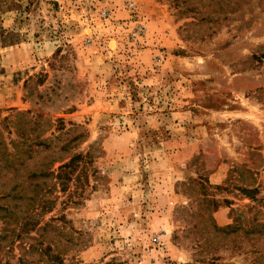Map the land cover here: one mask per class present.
<instances>
[{
  "label": "rangeland",
  "instance_id": "1",
  "mask_svg": "<svg viewBox=\"0 0 264 264\" xmlns=\"http://www.w3.org/2000/svg\"><path fill=\"white\" fill-rule=\"evenodd\" d=\"M0 154L22 264H264V0H0Z\"/></svg>",
  "mask_w": 264,
  "mask_h": 264
},
{
  "label": "trees",
  "instance_id": "2",
  "mask_svg": "<svg viewBox=\"0 0 264 264\" xmlns=\"http://www.w3.org/2000/svg\"><path fill=\"white\" fill-rule=\"evenodd\" d=\"M29 113V112H28ZM20 116H25L23 114H19ZM38 117H41V115H38ZM26 125H28V131L21 133V136L23 139L26 141L32 140L30 137H32V130L34 126H37V118L33 117H27L26 118ZM37 139V135H34V140ZM50 141V139L46 140H40L36 142L38 145H44L45 143ZM36 144V145H37ZM45 146V145H44ZM29 150L31 146L28 147ZM1 155V154H0ZM15 158V155L13 156ZM79 156L75 155L69 159L68 162H63V161H58L57 163L60 164V166L57 168V173L56 175L54 174L55 180L60 179L61 175L70 172L74 167H76L77 164V159ZM13 159L12 161H9L8 165H11V168H13V171L18 173L19 169L15 166ZM56 163L53 162L52 165ZM6 166V163H4ZM51 165V166H52ZM21 168H23L25 165L21 162L19 164ZM45 166H42L38 168L37 170H27L26 173L23 172L20 174L19 179L21 181H15L13 188H12V194H7L6 196L2 195L3 198H8V196L12 197L14 199L13 201H22L25 199V208L21 212H16V207L17 205H14L13 207L9 205H1L0 206V212H2L1 219L4 222V233L0 235V242H4L3 247H7L9 249H13L15 246L16 242H19L20 245L18 247L22 249V252L19 257H17L16 263L15 264H22L24 262V255L25 254H32L33 252L39 251L40 253H47L46 258L50 261H56L59 259V257L56 254H53V251L51 249L50 244H46L44 248L42 247V241H44V236L42 234H38L39 227H38V221H34V216L37 215L35 214V211H37L39 208L45 209L47 207V203L44 201H36L37 198V192L35 191L36 185L33 180L41 177H46V176H52L53 172H50L51 167L45 171ZM2 158L0 156V169H2ZM16 176V175H15ZM26 182L27 185H29L30 195L27 197L25 196L24 190L27 188L26 187ZM25 185V187L23 186ZM18 189V190H17ZM21 192V193H20ZM35 192V193H34ZM40 211V210H39ZM20 213V214H19ZM46 227V226H45ZM45 229V228H44ZM43 229V231H44ZM34 232L36 236H30V233ZM42 231V232H43ZM41 248V249H40ZM33 261H29L30 264H32ZM0 264H7L2 263L0 261Z\"/></svg>",
  "mask_w": 264,
  "mask_h": 264
},
{
  "label": "built area",
  "instance_id": "3",
  "mask_svg": "<svg viewBox=\"0 0 264 264\" xmlns=\"http://www.w3.org/2000/svg\"><path fill=\"white\" fill-rule=\"evenodd\" d=\"M130 6L132 7V6H133V4L131 3V4H130Z\"/></svg>",
  "mask_w": 264,
  "mask_h": 264
}]
</instances>
